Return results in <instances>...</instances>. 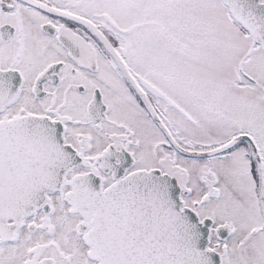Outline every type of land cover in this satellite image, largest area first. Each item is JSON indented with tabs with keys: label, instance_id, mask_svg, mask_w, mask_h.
I'll list each match as a JSON object with an SVG mask.
<instances>
[{
	"label": "snow or ice",
	"instance_id": "snow-or-ice-1",
	"mask_svg": "<svg viewBox=\"0 0 264 264\" xmlns=\"http://www.w3.org/2000/svg\"><path fill=\"white\" fill-rule=\"evenodd\" d=\"M0 264H264V0H0Z\"/></svg>",
	"mask_w": 264,
	"mask_h": 264
}]
</instances>
